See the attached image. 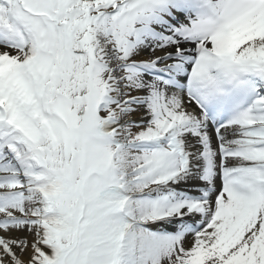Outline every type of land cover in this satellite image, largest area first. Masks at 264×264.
Wrapping results in <instances>:
<instances>
[{"label":"snow or ice","instance_id":"snow-or-ice-1","mask_svg":"<svg viewBox=\"0 0 264 264\" xmlns=\"http://www.w3.org/2000/svg\"><path fill=\"white\" fill-rule=\"evenodd\" d=\"M0 264H264V0H0Z\"/></svg>","mask_w":264,"mask_h":264},{"label":"bare ground","instance_id":"bare-ground-1","mask_svg":"<svg viewBox=\"0 0 264 264\" xmlns=\"http://www.w3.org/2000/svg\"><path fill=\"white\" fill-rule=\"evenodd\" d=\"M134 118H138V117H134Z\"/></svg>","mask_w":264,"mask_h":264}]
</instances>
